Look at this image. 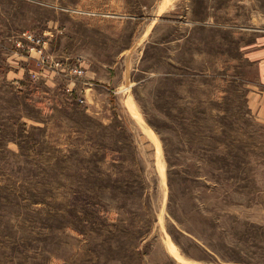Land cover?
I'll return each mask as SVG.
<instances>
[{"label": "rangeland", "instance_id": "rangeland-1", "mask_svg": "<svg viewBox=\"0 0 264 264\" xmlns=\"http://www.w3.org/2000/svg\"><path fill=\"white\" fill-rule=\"evenodd\" d=\"M263 61L264 0H0V264H264Z\"/></svg>", "mask_w": 264, "mask_h": 264}, {"label": "crops", "instance_id": "crops-1", "mask_svg": "<svg viewBox=\"0 0 264 264\" xmlns=\"http://www.w3.org/2000/svg\"><path fill=\"white\" fill-rule=\"evenodd\" d=\"M262 66H263V68H264V61H263V63H262ZM255 106L258 107L257 109H259L260 113H261L262 115H264V96H263V95H260V96L258 97V100L255 101Z\"/></svg>", "mask_w": 264, "mask_h": 264}, {"label": "bare ground", "instance_id": "bare-ground-1", "mask_svg": "<svg viewBox=\"0 0 264 264\" xmlns=\"http://www.w3.org/2000/svg\"><path fill=\"white\" fill-rule=\"evenodd\" d=\"M127 105H130V107L132 108V109H134L135 107H136V104H135V102L132 100V98H129L128 100H127ZM133 113H134V115H135V112L134 111H132ZM139 119V118H138ZM178 255V254H177ZM178 257H179V259L185 264L186 263V260L182 257V256H180V255H178Z\"/></svg>", "mask_w": 264, "mask_h": 264}, {"label": "built area", "instance_id": "built-area-1", "mask_svg": "<svg viewBox=\"0 0 264 264\" xmlns=\"http://www.w3.org/2000/svg\"><path fill=\"white\" fill-rule=\"evenodd\" d=\"M75 72H79V73H80V72H82V70H79V69H75Z\"/></svg>", "mask_w": 264, "mask_h": 264}, {"label": "trees", "instance_id": "trees-1", "mask_svg": "<svg viewBox=\"0 0 264 264\" xmlns=\"http://www.w3.org/2000/svg\"><path fill=\"white\" fill-rule=\"evenodd\" d=\"M172 214H173V213H172ZM177 219H178V217H177ZM187 230L193 233V231H192L190 228H187Z\"/></svg>", "mask_w": 264, "mask_h": 264}]
</instances>
